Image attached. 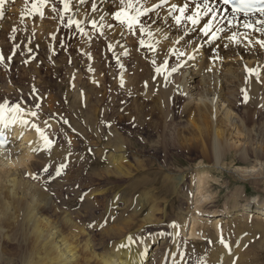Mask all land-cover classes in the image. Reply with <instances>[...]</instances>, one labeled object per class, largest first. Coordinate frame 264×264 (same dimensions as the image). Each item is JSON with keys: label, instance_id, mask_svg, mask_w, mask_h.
<instances>
[{"label": "bare ground", "instance_id": "obj_1", "mask_svg": "<svg viewBox=\"0 0 264 264\" xmlns=\"http://www.w3.org/2000/svg\"><path fill=\"white\" fill-rule=\"evenodd\" d=\"M5 1H8L10 5L15 4L16 6L19 4L20 0ZM127 1L132 0H85L83 3L81 0H68L69 10H65V0H60L62 9L68 13L67 17L69 20L76 24V26L78 22L79 26L77 27L81 30H90V28L93 27L91 22L98 21L100 17L109 13V9H111L112 5L125 8V2L127 3ZM140 1L147 10H156V12L162 16L179 15L178 11L174 12L172 10V5L183 7L184 3H188V9L185 15H189L191 12L195 11L196 4H203V2H193L190 0ZM207 3L209 7L216 11L205 16L203 15L204 8L201 7V16L203 19H210L212 15H215L216 19L213 22H219L226 27H232V29H236L237 32L241 31L252 35L254 34L255 38L256 35L260 37L264 36V14L258 12L244 16L241 13L231 12L229 8H226L218 0H207ZM4 6L6 7V5ZM48 7H51V5ZM225 9H227V11H225ZM13 10H15V8L10 9L6 7L4 12H8V14L11 15V13H14ZM150 10L148 13H150ZM104 17L106 18V16ZM9 19L6 22H9ZM101 20L103 21V19ZM99 23H96L95 28L100 25ZM245 23L251 24L252 27H245ZM190 24L192 23L190 22ZM164 26V30L171 29V24L168 22H165ZM191 27L192 26H190V28ZM187 28H189V26ZM97 29L98 31L102 30V28L99 30L98 27ZM117 30H119V28ZM120 31L122 30L120 29ZM111 34L113 35V33ZM117 35H119L118 32ZM159 35H161V33ZM124 36L126 35L124 34ZM165 38L164 34L156 38L154 37L153 39L150 37V42L156 49L160 47L163 51L165 50V53L174 52L177 48V46L174 47V44L179 37H175L177 40L173 38L176 41L175 43L167 40L165 41ZM250 40H243V42L250 44V42H252ZM36 41L38 42V40ZM241 41L239 40V42L234 43L233 40L232 47L234 50H243V46L239 47ZM255 42L258 43L257 41ZM148 43L149 41L147 44ZM115 44L116 47H121L117 46L119 43ZM252 46L251 43L250 47ZM259 46L261 47L260 50L264 51V46L261 44H259ZM247 48H249V45ZM187 49L186 55L189 56L192 52L197 51L191 46ZM242 57L238 56V58H241L238 60H242ZM255 57L250 55V57H247L248 59L242 63H240V61L238 62L237 59H231L232 62H234L233 65L237 66V68H233L232 66L225 67L226 69L224 68L225 74H227L229 70L232 74H229L232 77V81H230L231 83L229 84L231 88L228 87V90H226L227 88L224 90L220 88L217 84L218 81L216 82L215 80V70L217 71L218 68H221V72L224 70L222 63H220V67H216L217 69L214 70V66L212 64H206V60L202 62V64L198 63L197 65H194L196 63L191 61L194 63L190 66L189 63L191 62L187 61L188 65H186L185 69L180 68L176 69V71H162L152 76L153 82H151L153 83V87L151 90L153 89L152 93L155 92L157 99L162 101L165 100V103L167 100H169V102L173 100L175 107L179 105L182 108L180 116L176 119L178 130L175 140L178 148L174 151L175 156L169 164L164 162L158 165V171H153L148 168L142 156L139 157L131 151V145H126L125 140L118 135L102 141L96 139H94L92 143L89 141V146L96 150H90L89 146L82 151L68 150L69 147L68 149L65 147L67 150L60 149L59 143L61 140L65 141L66 137L73 135L68 136L70 132L66 131V129L64 130V127L60 129L61 125L59 123L65 120V116L63 119L61 118L62 120L59 121V123H57L59 119L56 120L58 118L56 114L54 117L52 115V118H50L52 120H49V117L45 116L49 108L56 106L55 101L50 98L43 103L40 101L39 104V100L37 101V99H42L41 96L40 98H36L37 95L29 90L22 96H28L33 100L31 101L33 103L19 105V110L15 107L11 109L8 108L7 102L9 101L0 100V107H2L3 110V120L0 121V241L3 240L5 244L10 243V245L12 244L15 246L20 264H185V261L181 262V260L178 259V256H180L178 252L182 253L186 251L184 248L185 245L180 242V232L185 231L187 219L185 222L184 213L183 211L181 212L183 209L179 208L181 212L180 220H183L185 223L179 225L168 222L172 211L175 209L173 206L174 204L170 205V201L177 204L185 203L184 199L187 198L183 199L181 194H185V183L187 184L189 181L188 184H190L191 189L193 186L194 188L196 187V190L194 189L195 191H192V197L199 196V199H196L194 204L198 206H202L204 203L206 204L213 199V197L206 194V189L210 190L209 187L211 183L216 180L211 173L212 168L222 171L229 169V167L231 168L233 163L230 162L231 165L226 162L227 156H232L234 153L237 157L238 155L243 157V154L247 151V147L252 148L253 141L259 137V142H262L261 144L264 145V112L262 123L256 125L254 122L253 127L251 126L252 129L248 128L247 130L245 129L246 126L244 127L243 125L245 123L241 120V116H237L234 110L231 109L232 106L239 105L246 109L251 108L256 111H264L263 64L261 63L262 65H260V62H258ZM165 59L167 58L165 57ZM202 60L201 58L200 61ZM218 64L219 63H216L215 66ZM198 65L202 68H199ZM191 68L194 69L192 70ZM204 68L207 70L205 71ZM218 73L217 71V74ZM225 76L228 77V75ZM124 80L127 81L124 78L123 82L120 81L126 83ZM261 80L263 82H261ZM223 81L229 83V78L223 77ZM92 82L94 83L95 81ZM226 85L228 86V84ZM72 86H74L71 87L73 89L69 87L72 90L69 94L73 97L75 96L74 101L78 103L81 98L79 89L74 84H72ZM10 89L13 92L11 90L8 92L14 93L15 95L12 96L10 93L8 94L9 98L12 100H15V98L17 99V97L19 98L17 92L13 88ZM147 92L145 91V94ZM152 96L155 95H151V97ZM245 97H247V99H245ZM75 102L71 105L67 103L69 111L77 106ZM41 103L43 105H41ZM81 103L83 104V102ZM46 105H48V109L47 107L46 109H42V107ZM158 107L159 106H157V108ZM54 109H51V111ZM159 109H162L161 106ZM51 111L50 114L57 113ZM246 111L247 110L244 109V112ZM32 112H35L36 115L32 116ZM72 112L76 111H71V113ZM71 115L72 117L70 116V118L74 120L76 115L73 113ZM244 115L246 114L244 113ZM252 115L253 113L251 117L248 115L252 118L251 122L254 121V115ZM67 117L68 116H66V118ZM79 118L87 120L89 125V131H87L90 132L92 136L93 132L89 117L83 113ZM25 120L28 121L27 124L23 123ZM67 120L69 121L70 119L67 118ZM71 121L72 120H70L69 123L65 120L64 123L66 122V124L63 123L66 126H68L67 123H69L70 128L67 127L69 131L71 128L74 129V123ZM77 121L78 119H76V122ZM171 123L173 126L176 122L174 120ZM82 124L80 125L82 126ZM33 125L37 126L40 131H37L36 127H33ZM76 125H74L75 128ZM80 125H77L76 129H78ZM80 129L82 128L80 127ZM61 130L68 133L66 137H64L66 134L63 135ZM87 131L86 135L88 134ZM83 134H85V132ZM67 139L69 141L71 139L72 141L75 140V138ZM84 139L86 140V138ZM84 139L82 141H84ZM87 139H90V137ZM161 139L164 141L167 138L162 137ZM72 141L70 142L73 144L75 141ZM76 144L75 150L77 147ZM156 146L160 147L159 143H157ZM252 150L255 159H258L261 163L259 166H261L260 169L264 176V160L260 158L258 150L254 148ZM162 154L166 155V152L164 151ZM73 160L76 162L74 163ZM77 160L79 162H77ZM212 161L213 165H211ZM61 165H64V167H61ZM170 167L176 170V172L170 171ZM242 171L243 170H241V172ZM57 172H59V175ZM253 172H255V170ZM69 173L74 174L76 178L72 175V180L68 177L67 179L66 175H70ZM255 173H248L242 176L246 177L248 175L254 177ZM112 176L126 178L128 180V185L123 186V183L121 184L123 187L118 186L120 184L116 185V182L119 180L116 182L114 181L115 184L113 182L114 186L112 187H109L110 185L108 187L93 185L95 182L101 180V178L105 179L104 177H111L112 179ZM85 178L89 180L90 186H83V179ZM87 180L85 182H87ZM101 183L99 182V184ZM189 192L191 194L190 190L188 193ZM207 193L209 194V192ZM213 201L215 200L213 199ZM198 206H196V209H204V207L200 208ZM97 210L102 211L100 216L96 214ZM193 210L195 209L193 208ZM193 214H190L194 217V221L192 220L193 224L191 222V234H189L191 237L189 236V238L196 237V239L202 240L208 236V239L212 237L215 240L213 241L215 246L213 247L214 249H212L211 255L212 264H241L240 258L237 257L238 252L236 248H230L225 238L235 232H237L236 234H240L237 230L248 226L245 221L249 219H252V221L258 220V222L256 221L258 225L254 224L256 227L252 228L264 233V203L261 202L255 205H244V207L242 206L234 211H225L221 215L212 218V220L207 218L209 219L208 221L211 220L209 224L206 220L204 221L205 218H198L201 216L198 215V212L196 213L194 211ZM176 216L178 217V215ZM243 221L245 222L243 223L245 226L242 224ZM206 223L221 236L218 238L220 240L223 238V240L217 241L219 240L217 239L218 234L217 236L210 234V231L208 232L210 229ZM130 237L132 238L131 241L129 240ZM248 237L250 239L252 236ZM245 241L247 242L248 239ZM245 241L244 243H246ZM242 245L245 250V244L242 243ZM184 255L183 257H185ZM241 256L243 258V254H241ZM185 259H187V257Z\"/></svg>", "mask_w": 264, "mask_h": 264}, {"label": "rangeland", "instance_id": "obj_2", "mask_svg": "<svg viewBox=\"0 0 264 264\" xmlns=\"http://www.w3.org/2000/svg\"><path fill=\"white\" fill-rule=\"evenodd\" d=\"M3 3H5L4 5H6V7H9L10 9L15 8V10H13L14 13L13 14L11 13L12 15L11 16L8 14V12H4L6 8L5 6L3 7V9H0V23H1L0 24L1 25L0 26V30H1L0 31V57H2L3 59L2 60L0 58V89H1L0 90L1 91L0 100L9 101L7 102L8 104L7 107L10 109L14 108L17 104L22 105L24 103H33L31 102L33 100H31L28 96L26 97L22 96V95H25L27 91L31 90L33 91L34 94L37 95L36 98L37 97L40 98L41 96L42 99H37V101L39 100V104H40V101L43 103V102H46L49 98L55 101L56 106H53L52 108L48 109V105L42 107V109H46L47 107L49 111V112L47 111L45 116H48L49 118L48 117L47 118L49 120H52L50 118H52V115L54 117L56 114V116L58 117L56 120L59 119L57 123H59V121H61L65 116L64 119L67 122L70 123V120H72L74 123L73 124L74 129L71 128L70 131L67 129V127L70 128L69 123H67L68 126L64 125L66 124V122L64 123L65 120H62L59 123L61 125L60 129L64 127L63 128L64 130L66 129V131L70 132L68 134L67 132H64L63 130H61L63 132V135L66 134L64 137H66L67 134L68 136L69 135L74 136L75 134L74 137L73 136L66 137L65 141L61 140V142L59 143V147L62 150H65L66 149L65 147H67V149L69 147L68 150L82 151L88 148V146L90 145L89 141H91V143L94 141V139L102 141V140H106L108 138L118 135L123 140H125L126 145H129V144L131 145V148H130L131 151H133L139 157L142 156V159L146 161L148 168H150L153 171H158V167H159L158 165L164 162L169 164L170 162H172V158L175 156L174 151L178 148L176 146L177 143L175 140L176 139L175 137L177 136V130H178V124H177L176 119H178V117L180 116L182 108L179 105L178 107H175L172 99H171L172 101L170 102L169 100H167L168 101V102L166 101L167 104L164 102L165 100L162 101L160 99H157L155 92H153L154 93L153 94L152 93L153 89L151 90V88L153 87V83H152L153 75L158 74L159 72L161 73L162 71H169V70L171 71L173 68L185 69L186 65H188L187 61L189 62L194 61L196 63L194 65H197L198 63L202 64V62L206 60V64L208 65L212 64L214 66V67L212 66L214 70L220 67V63H222L223 69L225 67H231V66L233 68L235 67L237 68V66L233 65L234 62H232V60L241 59V58H238V56L240 57L243 56L242 60H238V62L240 61V63H242L243 61L247 60L250 57V55L254 57L256 56L255 58L257 59L258 62H260L259 64L260 65L263 64V71H264V54H263L264 51L260 50L261 48L259 46L260 43L255 42V41L258 42L260 40L264 41L263 40L264 36L260 37L256 35V38H255L254 34L253 36L250 33H244L241 31L237 32L236 29L234 28L232 29V27H226L220 24L219 22L217 23L212 22L214 25L212 27L213 30L211 29L208 35H205L203 33L204 31L203 26L207 23L206 21H209L208 18H206V20L201 18L200 23L198 25H193V24H190V21H183V20L180 24H177L175 23L176 16L163 15L164 16L163 17L162 15L158 14L156 10H153V9L147 10L145 6L143 7L144 4L141 3L140 0L139 1L137 0V2L136 0L127 1L128 4L125 2L126 4L125 8L116 7V5H112L111 9H109L110 12L107 13L108 15L107 14L104 15L106 16V18L103 16V17H100L98 21H95V23L98 24L100 20L103 19V21L101 20V22L99 23L100 25L97 26L99 30L102 28V30L100 31H98L97 27L96 28L91 27L90 30L89 29L81 30L80 28H78L67 17L68 13H66L67 11H64L62 9L60 0L58 1L57 0H49V1L48 0L47 1L45 0H20L19 4H17L16 6L15 4L10 5L8 1H5ZM48 4H50L51 7H48L50 6ZM130 4L131 6L129 7ZM53 9H55V11ZM137 9H139V11L141 12V15L137 16V20L139 21V23L134 24L132 28H129L127 23H121L115 19L114 14L118 11L124 10V11L130 12L132 16H136ZM149 10H150V13H148ZM157 17L159 20L157 19ZM161 18L164 20H162ZM8 19H9V22H6ZM165 22H168L171 24V27H170L171 29L164 30ZM109 25L111 26L108 27ZM112 26L114 27V29ZM188 26L189 28L190 26L192 27L189 29L187 28ZM116 28L117 29L119 28V30H117ZM120 29L122 31H120ZM162 31L164 34V38L165 36L167 38V39L166 38L164 39L165 41L167 40V41H171L172 43H175L176 42L175 40H177L176 38L179 37L177 40L178 43L176 42L174 44V47L177 46L174 52L165 53L166 51L165 50L163 51L160 47L156 49L155 47L152 46L150 42V37L151 39H153L154 37L156 38V37L162 36L163 35ZM117 32L119 35H117ZM212 32L215 33L214 36ZM240 32L242 33V35ZM111 33H113V35ZM157 33L159 34L161 33V35ZM167 33H169L170 35ZM124 34L126 36H124ZM152 35H153V38H152ZM233 36H235V39H233ZM123 37L124 38L127 37V38L124 39ZM242 39L243 40L251 39L250 41L252 42H250V44L244 43ZM36 40H38V42ZM233 40H234V43L239 42V40L240 41L242 40L239 47L243 46L245 49L242 47L243 50H239V49L234 50L232 47ZM142 41H143V44L141 43ZM148 41L149 43L147 44ZM115 43H119V45L117 44V46H121V47H116ZM251 43L253 45L252 47H250ZM243 44L244 45L246 44V45L244 46ZM149 45H151L152 47ZM248 45H249V48H247ZM190 46L194 47V50H197V51L192 52L189 56V55H186V53L188 50L187 48ZM46 51H47V54H46ZM179 53H184L185 56L179 55ZM165 57L167 59H165ZM201 58L203 59L202 61H200ZM194 62L189 63V66L193 64ZM212 62L213 63L216 62L219 64L215 66L216 63L213 64ZM198 67L202 68L200 67V65H198ZM191 69L193 70L194 68H191ZM218 69H217V71L219 72L218 74H217V71L215 70L216 72L215 80L216 82L218 81L217 84L218 86H220V88H223V90L227 88L226 90H228L229 89L228 87L231 88V85L229 84L231 83L230 81H232L231 80L232 74L230 73V70L229 72L227 71L228 72L227 74H225L226 68L223 70V72H221V68H218ZM206 70L207 69H205V71ZM225 75H228V77ZM223 77L229 78V83L226 81H223ZM262 77H264V72H263ZM123 78L127 80V81L124 80L126 83H122ZM92 81H95V82L93 83ZM261 82L263 81L261 80ZM70 83L74 84L79 89L81 98L78 103L74 101L75 96L73 97L71 96V94H69L70 92H72L71 89H73L71 87H74ZM226 84H228V86ZM4 86L5 87L8 86V87L5 88ZM10 88H13L17 92V94L19 95V98L17 97V99L15 98V100H12L11 98H9L8 94H10L11 92H8V91L11 90ZM145 91L146 92L148 91L146 94H149V95H146ZM11 95L14 96L15 94L11 93ZM151 95H155V96H152L153 97L152 98ZM149 99H151L152 101ZM66 100L69 102H67ZM73 102H75L77 105L75 107L73 106L74 108L71 110V111H76V112H72L77 117V118L74 117V120L70 118V116L72 117L71 115L72 113L71 111H69L68 106H67V103L71 105ZM81 102H83V104ZM42 103L41 105H43ZM168 103L169 105L170 104L171 105L169 106ZM157 106L159 107L161 106L163 110L159 109V107L157 108ZM51 109H54L52 111L57 112V113L50 114ZM164 109H166L167 111ZM231 109L234 110V113H236L237 116L239 117L241 116L240 118H242L241 120L244 121L243 123L245 124L243 125L244 127L246 126L245 129L247 130L248 128L252 129L254 122L256 123V125H259L263 121V118H262L263 112H264L263 110L256 111L253 109L254 110L253 111L251 108H248L249 109L248 110L239 105L232 106ZM244 109L247 110L246 111L247 113L244 112ZM248 112L249 113L251 112V113L249 114ZM83 113H85L90 119V125H91V129L93 132L92 136L90 135V132H88L89 125H88L87 120L79 118V116L82 115ZM244 113L246 115H244ZM252 113L254 115V116L252 115L253 120H254L253 122H251L252 118H250ZM261 113H262V116H261ZM66 116H68L67 118L70 119L69 121L67 120ZM76 119H78L79 122L78 121L77 122L79 124L76 122ZM174 120L176 123L172 126L171 122ZM75 123L77 125L82 124V126L80 125L82 129H80V127H78V129L80 130L76 129L77 125ZM74 125H76V128L74 127ZM86 131L88 133L87 135H86ZM84 132L85 134H83ZM83 135H86V136H83ZM87 136H89L90 139H87L89 138ZM82 137L83 139L86 138L87 141L85 139L84 141H82L83 140ZM162 137H165L167 139L163 141L161 139ZM67 138H70V139L75 138V140H73L75 142H73L71 139L70 141L73 142L72 144ZM259 140H260V137L255 139V141H253L252 148L247 147L246 149L247 151L246 153L243 154V157H240L239 155L237 157L236 154L234 153L232 154L233 158L232 156L228 155L227 156L228 159L226 158V162L233 163V166L231 168L229 167V169L223 170V171L212 168L211 173L214 176L213 178L216 179L217 182L215 180L211 183L209 187L210 190L206 189L207 192H209V194L207 192L206 194L210 195V197H213L215 201H213L212 199L206 203L207 205L205 203H204L205 205L202 204V206H198L197 204L195 205L194 203L196 202V199H199V196L197 195L194 198L192 197V191L196 187L194 188L193 186V188L191 189L190 184H188L189 181L187 182V184L185 183V191L187 190L186 191L187 193L183 190L186 195L181 194V197L183 199L187 198V199H184L185 203L184 204L180 203L181 204L180 205L173 201H170V205L174 204L173 206L176 210L174 209L172 211V214L170 215L168 222L181 225V223L184 224L187 219L185 231L180 232V242L185 245L184 248L187 251V252L184 251L182 253L178 252V254H180V256H178V259L181 260V262L185 261L184 262L185 264H208V263L212 264L211 255H212V249H214L213 247L215 246V243L213 241L215 240L212 237L208 239V236L202 240H199L198 238L196 239V237L189 238L190 236L189 234H191L190 226H192L193 224L192 220L194 219L193 217L194 211L196 213L198 212V215H201L198 218L200 217L202 219L205 218L204 221L206 220V222L209 224L212 218H215L221 215L225 211H228V210L234 211L238 208H241L242 206L244 207V205L245 206L255 205V204H260V202L264 203V181H263L264 176L260 169L261 166H259L261 165V163L259 162L258 159H255V156L252 150L253 148L258 150L260 158L264 160V145L261 144L262 142H259ZM74 143L75 144L77 143L76 150H75ZM157 143H159L160 147L156 146ZM89 149L96 150L94 148H91V146H89ZM164 151L166 152V155L162 154ZM75 162L76 161H74V163ZM77 162L79 161L77 160ZM211 163L210 164L213 165V161ZM231 169L234 171H232ZM169 170L172 172H176V170L172 169V167H170ZM241 170L243 171L241 172ZM254 170L256 173L253 172ZM248 173L249 174L255 173V176L254 177H251L248 175L246 177L242 176ZM70 175L67 174L66 178L68 177L72 180L73 179L72 175L76 178L74 174H70ZM104 178L105 179L101 178V180L97 181L98 183L95 182L93 185H100V186H107V187L110 185L109 187H112L114 186L115 182L118 180L119 181L116 182V185L120 184L118 186H121V187L128 185V180L123 177L112 176V179L111 177H104ZM85 179H83L84 181L83 183L85 184V185L83 184V186L89 185V182H88L89 180L86 179L87 182H85L86 181ZM99 182L100 183L102 182V183L99 184ZM122 183H123V186L121 185ZM189 190L191 191V194L190 192L188 193ZM196 206L200 208L204 207V209L202 210L200 209L201 210L200 211L196 209ZM179 208L183 209L181 210V212L183 211L184 213L183 216L185 218V222L183 220L182 221L180 220L181 212ZM193 208L195 210H193ZM101 212H102L101 210L99 211L97 210L96 214L100 216ZM190 214L191 215L193 214V216H191ZM176 215H178V217ZM207 218H210L211 220L208 221L209 219ZM188 220L190 223L188 222ZM256 221L258 222V220L252 221V219L245 221L246 225L248 226H245V224H243L245 222L243 221L242 224L245 227H242L240 230L239 229L237 230L240 234H236L237 232H235V233H232V235L230 234L231 236L230 235L227 237L225 236L226 237L225 240L229 244L230 248L231 247L236 248L238 252L237 257L240 258L239 260L241 264H264V233L257 231V229L255 228H252L258 225ZM208 224L207 226L210 229L208 230V232L210 231L209 232L210 234H212L213 236H217L218 233H216V231H214ZM248 236L250 237L252 236V237L249 239ZM218 237H221V236L218 234L217 239H219ZM247 239L248 241L246 242L245 240ZM221 240H223V238H221ZM221 240L219 239L217 241H221ZM244 241L247 244L244 243ZM242 243L245 244L244 245L245 250L243 249ZM247 245L249 248L247 247ZM240 246L242 247V249ZM241 252H244V253H241ZM241 254H243V258ZM183 255L185 257H183ZM186 257L187 259H185ZM0 264H20V262L18 261L17 250L15 246L12 244L10 245V243L5 244L3 240L0 241Z\"/></svg>", "mask_w": 264, "mask_h": 264}, {"label": "snow or ice", "instance_id": "obj_3", "mask_svg": "<svg viewBox=\"0 0 264 264\" xmlns=\"http://www.w3.org/2000/svg\"><path fill=\"white\" fill-rule=\"evenodd\" d=\"M81 2H85V0H81ZM223 3L225 5H231L232 7V11L234 13H242L244 16H247L248 13L252 10H256L259 11L261 14H264V0H259V7H257V0H223ZM131 6V4L129 5V7ZM65 10H69V2L68 0H65V4H64ZM201 7L204 8V13L203 15L207 16L210 13H214L216 10L209 7L207 0H204L203 4H196L195 7V11L191 12V14L189 15H185L186 10L188 9V3H184L183 7H178L177 5H172V10L178 11L179 15L175 17L176 23L180 24L183 21H190L193 25H198L200 23V20L202 18L201 16ZM55 11V9H53ZM225 11H227V9H225ZM115 19L121 23H127L129 28H132L134 24L139 23V21L137 20V16L141 15V12L139 11V9L136 10V16H132L127 14L124 10L118 11L115 14ZM123 17V19H122ZM216 16L212 15L209 19V21L203 26V30H204V34L208 35L209 31H211L212 27H213V21H215ZM92 25L93 27L96 26L95 21H92ZM77 26L78 22H77ZM245 27H252L251 24L249 23H245L244 24ZM215 35V33H213V36ZM233 39H235V36H233ZM178 42V41H177ZM143 44V41L141 42ZM258 43H260L262 46H264V41H258ZM179 55H184V53H179ZM2 58V57H0ZM159 71V69H158ZM172 71H176L175 68L172 69ZM245 99H247V97H245ZM15 108L17 110H19L20 106L17 104L15 106ZM3 110L2 107H0V121L3 120V114H2ZM32 116H35L36 113L32 112L31 113ZM14 122V121H13ZM23 123L27 124L28 121H23ZM33 127H36L37 131H40L39 128L35 125H33ZM50 143V142H49ZM61 167H64V165H61ZM46 170V169H45ZM57 174L59 175V172H57ZM129 240L131 241L132 238L130 237Z\"/></svg>", "mask_w": 264, "mask_h": 264}]
</instances>
